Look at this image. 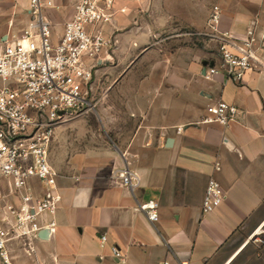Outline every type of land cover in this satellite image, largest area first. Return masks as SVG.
I'll use <instances>...</instances> for the list:
<instances>
[{
  "label": "crops",
  "instance_id": "crops-1",
  "mask_svg": "<svg viewBox=\"0 0 264 264\" xmlns=\"http://www.w3.org/2000/svg\"><path fill=\"white\" fill-rule=\"evenodd\" d=\"M1 1L11 4H0V13L8 14L0 18V45L17 18L16 29L29 20L28 0ZM54 2L57 8L46 15L61 32L77 0ZM210 3L200 11L193 2L117 0L110 28L117 39L116 76L106 94L116 103L102 108L111 109V118L103 120L102 136L60 137L61 130L80 127L76 122L57 128L49 159L60 199L43 218L55 228L32 238L30 250L13 243V264H264V0ZM214 6L218 33L244 39L252 31L256 40L257 68L242 82L222 73L207 78V66L218 64L216 41L204 39L199 47L192 42L200 37L177 32L181 25L213 31ZM164 31L169 34L153 38ZM219 101L237 106L236 118L227 126L202 122L206 107ZM123 168L136 176L133 188L121 184ZM210 178L224 196L204 213ZM29 187L42 198L38 180ZM0 192L7 193L4 179ZM148 200L158 204L153 223L138 210Z\"/></svg>",
  "mask_w": 264,
  "mask_h": 264
},
{
  "label": "built area",
  "instance_id": "built-area-1",
  "mask_svg": "<svg viewBox=\"0 0 264 264\" xmlns=\"http://www.w3.org/2000/svg\"><path fill=\"white\" fill-rule=\"evenodd\" d=\"M57 8L54 0H28L29 20L21 29L10 26L0 45V264H13L9 247L16 243L30 250V241L46 230H54L52 215L60 199L58 173L49 159L56 128L95 110L94 83L98 71L113 61L117 39L110 28L115 21L117 0H77L72 15L58 32L46 12ZM220 11L214 6L208 24L211 30L190 31L217 43L218 64L207 66L205 76L222 73L235 82L257 68L256 40L218 33ZM204 123L229 125L239 113L237 106L219 101L209 104ZM181 128H177L180 132ZM121 184L133 188L136 176L127 168L119 171ZM44 188L34 197L29 182ZM221 184L207 182L202 209L209 213L223 199ZM157 202L138 205L150 222L158 220ZM101 244L106 237H100ZM112 254L119 257L116 247ZM167 264V263H164Z\"/></svg>",
  "mask_w": 264,
  "mask_h": 264
},
{
  "label": "rangeland",
  "instance_id": "rangeland-1",
  "mask_svg": "<svg viewBox=\"0 0 264 264\" xmlns=\"http://www.w3.org/2000/svg\"><path fill=\"white\" fill-rule=\"evenodd\" d=\"M172 4H176V3H191L193 2V4L199 8V10L201 11L200 7H202L203 3L205 0H171ZM5 1H1L0 0V4H4L5 7L10 6L9 3H4ZM65 2H68V0H65ZM218 4L217 0H211V3L209 4L210 8L215 5ZM190 5V4H188ZM60 10H62L64 13H66V9L61 8ZM8 14L5 13H0V18L6 19L8 16ZM60 15V14H59ZM11 16V15H10ZM58 18V16H57ZM18 21L14 22L13 28H15V26H20L21 25V18H17ZM181 29L177 32H182V34L184 35V38H189L192 37L190 34H188L190 32V29L188 27H185L184 25L180 26ZM169 32V31H168ZM169 33H165L162 32L161 35H153V38H157V40L161 39L162 37H164L165 35H167ZM190 35V36H189ZM200 37L198 40L196 41H191L192 43L197 44L199 47L202 46H206L205 44V40L206 42H211L209 40V38H203V36H198ZM196 38V37H195ZM205 39V40H204ZM194 40V36L193 39ZM213 43V42H212ZM212 48L214 49V47L212 46ZM215 50V49H214ZM116 57H114V61L113 63H108L107 65L103 66L102 70L98 73L97 79L95 78V83H94V97L97 100L96 106H95V110L93 112H90L89 114H87L86 116L80 117V118H75L70 120L69 122L63 123L61 125H59L57 128H63L65 125H67L70 122H76V123H80L81 125H79L80 127L77 128H70V129H65V130H61L60 131V137H62L64 134H68V135H73V136H83L86 137L87 136H92L94 135L93 133L97 134L98 136H102L104 135V129L101 127L102 126V122L104 121H108L111 118V109H109L107 112L106 111H102V108L105 106L107 107L108 105H112L113 103H116V98H112L111 95H107L106 94L111 92V88H112V81L114 79V77L116 76V70L114 69V64L116 63ZM86 124L91 125L92 129H85L84 126H86ZM87 125V126H88ZM56 128V130H57ZM55 130V131H56ZM57 135V132H55L54 137ZM109 135V134H108Z\"/></svg>",
  "mask_w": 264,
  "mask_h": 264
},
{
  "label": "water",
  "instance_id": "water-1",
  "mask_svg": "<svg viewBox=\"0 0 264 264\" xmlns=\"http://www.w3.org/2000/svg\"><path fill=\"white\" fill-rule=\"evenodd\" d=\"M171 140H169V142H170ZM43 233V232H42Z\"/></svg>",
  "mask_w": 264,
  "mask_h": 264
}]
</instances>
